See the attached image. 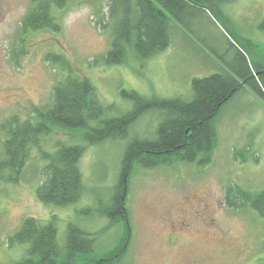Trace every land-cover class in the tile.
<instances>
[{
  "label": "rangeland",
  "instance_id": "1",
  "mask_svg": "<svg viewBox=\"0 0 264 264\" xmlns=\"http://www.w3.org/2000/svg\"><path fill=\"white\" fill-rule=\"evenodd\" d=\"M211 1L205 9L192 8L183 16L186 28H180L164 51L143 62L130 59L124 65L105 66L96 60L107 51L110 35L95 23L98 14L106 12L104 0H70L56 12L60 32L29 35L25 54L17 61L12 52L30 0H0V123L11 115L26 118L33 107L49 103L59 74L44 61L48 52L63 54L87 77L100 101L113 106L111 115L130 108L119 96L122 88L148 98L190 99L191 79L208 76L221 66L215 54L226 63L234 59L228 34L244 46L248 64L264 59V0ZM247 92H239L221 109L209 166L178 162L134 171L126 196L130 243L120 264H264V217L250 210L232 211L224 202L229 185L264 190V103ZM159 117L144 115L128 137L151 138ZM3 138L0 132V156ZM77 141L72 133L56 130L43 140L42 148L52 151L56 142ZM125 143L106 141L85 148L79 162L85 193L67 207L37 200L44 162L31 150L19 182H0V264L26 255L25 246L9 247L7 240L28 217L43 224L55 218L60 246L71 223L97 234L96 250L111 248L122 230L110 225L100 211L109 207ZM246 147L249 151L235 161L234 149Z\"/></svg>",
  "mask_w": 264,
  "mask_h": 264
},
{
  "label": "trees",
  "instance_id": "2",
  "mask_svg": "<svg viewBox=\"0 0 264 264\" xmlns=\"http://www.w3.org/2000/svg\"><path fill=\"white\" fill-rule=\"evenodd\" d=\"M69 1L30 0L20 21L17 46L12 52L14 61L25 54L23 47L29 35L60 32L56 12L65 9ZM211 2L104 0L106 12L98 14L95 23L109 32L110 42L96 62L117 66L130 59L143 62L159 54L169 46L180 28H186L183 16L192 8L205 9ZM181 35L188 38L186 33ZM228 36L229 47L235 50L234 59L226 63L214 53L221 66L208 76L191 79L190 99L148 98L135 90L122 88L119 96L130 108L118 115H111L113 106L100 101L91 81L80 75L63 54H45L44 61L58 71L59 77L52 86L48 104L33 107L26 118L11 115L1 121L0 132L4 138L0 182L17 184L31 150L35 149L44 162L42 182L35 191L37 200L46 206L67 207L77 203L85 193L79 169L85 148L106 141L126 140L109 207L100 211L110 225L122 231L111 248L96 250L97 234L70 223L60 246L55 218L43 224L28 217L8 237L9 247H26V255L11 264H120L127 253L124 246L125 218L129 222L126 196L134 171L171 167L178 162L198 168L209 166L217 147L216 121L221 109L243 90L264 103V59L258 58L248 64L244 46L233 35ZM221 56H225L224 53ZM149 113L160 116L152 137H128L131 127ZM56 130L68 131L77 136L78 141L56 142L52 151L43 150V140ZM248 151L249 147L234 150L233 159L243 158V153ZM224 202L232 211L250 210L264 217V190L250 192L229 185L225 189Z\"/></svg>",
  "mask_w": 264,
  "mask_h": 264
},
{
  "label": "flooded vegetation",
  "instance_id": "3",
  "mask_svg": "<svg viewBox=\"0 0 264 264\" xmlns=\"http://www.w3.org/2000/svg\"><path fill=\"white\" fill-rule=\"evenodd\" d=\"M128 216V215H127ZM130 236H131V227L128 222V218H125V248L128 250L129 243H130ZM123 246V247H124ZM189 264H195V262L190 261Z\"/></svg>",
  "mask_w": 264,
  "mask_h": 264
},
{
  "label": "crops",
  "instance_id": "4",
  "mask_svg": "<svg viewBox=\"0 0 264 264\" xmlns=\"http://www.w3.org/2000/svg\"><path fill=\"white\" fill-rule=\"evenodd\" d=\"M248 93V92H247ZM250 95H252L251 93H250ZM253 96V95H252ZM235 150V149H234Z\"/></svg>",
  "mask_w": 264,
  "mask_h": 264
}]
</instances>
